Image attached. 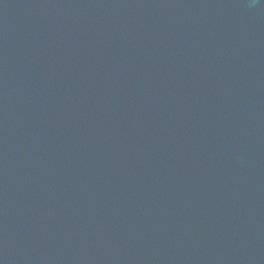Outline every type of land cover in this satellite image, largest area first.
I'll list each match as a JSON object with an SVG mask.
<instances>
[{
	"label": "water",
	"instance_id": "1",
	"mask_svg": "<svg viewBox=\"0 0 264 264\" xmlns=\"http://www.w3.org/2000/svg\"><path fill=\"white\" fill-rule=\"evenodd\" d=\"M0 264H264V0H0Z\"/></svg>",
	"mask_w": 264,
	"mask_h": 264
}]
</instances>
